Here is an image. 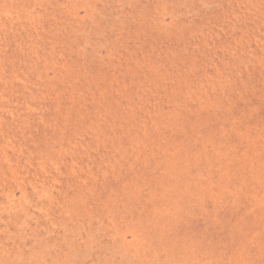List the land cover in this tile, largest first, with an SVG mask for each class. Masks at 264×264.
I'll return each instance as SVG.
<instances>
[{
    "label": "rangeland",
    "instance_id": "rangeland-1",
    "mask_svg": "<svg viewBox=\"0 0 264 264\" xmlns=\"http://www.w3.org/2000/svg\"><path fill=\"white\" fill-rule=\"evenodd\" d=\"M0 264H264V0H0Z\"/></svg>",
    "mask_w": 264,
    "mask_h": 264
}]
</instances>
